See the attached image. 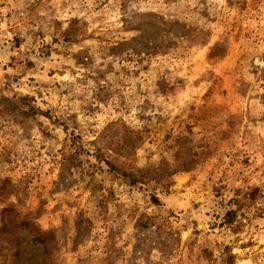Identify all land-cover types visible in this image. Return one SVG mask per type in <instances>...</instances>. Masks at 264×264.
Instances as JSON below:
<instances>
[{
    "label": "rangeland",
    "instance_id": "1",
    "mask_svg": "<svg viewBox=\"0 0 264 264\" xmlns=\"http://www.w3.org/2000/svg\"><path fill=\"white\" fill-rule=\"evenodd\" d=\"M0 264H264V0H0Z\"/></svg>",
    "mask_w": 264,
    "mask_h": 264
},
{
    "label": "trees",
    "instance_id": "2",
    "mask_svg": "<svg viewBox=\"0 0 264 264\" xmlns=\"http://www.w3.org/2000/svg\"><path fill=\"white\" fill-rule=\"evenodd\" d=\"M106 164L108 165V167L111 170H114L116 173L127 177V179L129 180L131 185H135V184H137L139 182L141 183V181L139 180V177L137 176V174L134 173L133 171H131L130 169H125L124 167L115 166L114 164L110 163L109 161H107ZM151 200L154 203L158 202V199L154 195L151 196ZM33 240L34 241H39V242L41 241L37 237H33Z\"/></svg>",
    "mask_w": 264,
    "mask_h": 264
}]
</instances>
